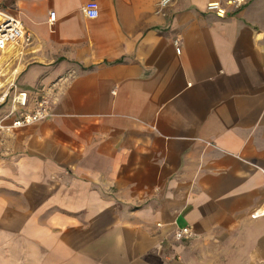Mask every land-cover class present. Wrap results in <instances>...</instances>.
<instances>
[{
	"label": "crops",
	"instance_id": "0c3cea01",
	"mask_svg": "<svg viewBox=\"0 0 264 264\" xmlns=\"http://www.w3.org/2000/svg\"><path fill=\"white\" fill-rule=\"evenodd\" d=\"M158 1L0 0L50 109L0 134V264H264V0Z\"/></svg>",
	"mask_w": 264,
	"mask_h": 264
},
{
	"label": "built area",
	"instance_id": "2783aa9c",
	"mask_svg": "<svg viewBox=\"0 0 264 264\" xmlns=\"http://www.w3.org/2000/svg\"><path fill=\"white\" fill-rule=\"evenodd\" d=\"M171 0H159L158 8H165ZM226 4L234 9L240 8L244 0H226ZM206 9L218 15L225 13L218 1L210 2ZM83 14L88 18L98 15V3L87 1L82 6ZM55 13L49 12V21H53ZM175 51L179 53L177 39L173 41ZM31 38L24 31L18 17L0 6V106L8 105V109L0 115V134H9L13 129L24 127L50 115L48 99L37 95L32 99L29 94L18 88L14 74L19 59L28 52ZM264 210H257L260 214ZM176 240L190 239L193 233L189 226H181L174 232Z\"/></svg>",
	"mask_w": 264,
	"mask_h": 264
}]
</instances>
